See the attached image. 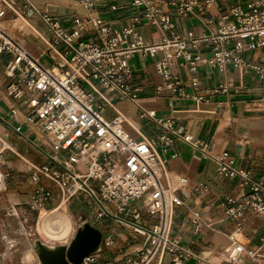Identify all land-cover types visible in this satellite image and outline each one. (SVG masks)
Returning a JSON list of instances; mask_svg holds the SVG:
<instances>
[{
	"label": "built area",
	"instance_id": "obj_1",
	"mask_svg": "<svg viewBox=\"0 0 264 264\" xmlns=\"http://www.w3.org/2000/svg\"><path fill=\"white\" fill-rule=\"evenodd\" d=\"M21 1L29 15L37 16L46 25L56 55L50 53L54 64H44L21 40L0 26V54L11 56L5 66H0V74L14 81L9 94L22 98L27 90V104L34 109L43 130L52 136L51 163L33 167L37 185L29 197L30 207L41 211L54 204V192L41 182L43 176L60 189V198L54 206L82 201L85 195L99 209V216L110 213L108 204L114 205L118 214L124 213L133 220H141L146 209L153 223L150 229L115 215L136 234L146 236L142 248L134 252L138 257L128 259L126 264H163L167 255H173L174 264L186 258H197L199 264H214L184 248L180 239L172 235L174 206L185 204L179 192L188 180L170 173L166 163L177 155L171 151L174 141L183 139L192 143V136L179 133L171 119L158 117L155 110L138 103L139 89L131 87L129 82L133 74L130 58L140 50L156 56L157 71L163 78L157 93L169 91L176 98L197 101L204 98L198 77L204 61L220 72L231 66L241 76L250 72L264 76L263 64L244 58L248 51L264 49V0H238L217 20L204 17L207 31L202 34H176L153 45L144 43L139 27L147 22L162 29H174V15L164 9L166 2L179 16L200 17L213 0H132L139 13L122 31L95 17L88 18L87 23L76 18L73 27L66 28L32 0ZM78 1L91 5L90 0ZM8 2L0 0V19L10 7ZM87 30L97 36L80 41ZM60 45L63 50L58 48ZM202 46L212 52L206 60ZM175 64L180 71L173 70ZM183 71L188 74L186 77ZM229 88L220 83L213 91L227 93ZM111 94L136 103L140 116L161 128L158 145L153 138L136 139L128 134L123 126L124 115L111 102ZM203 152L217 161L222 175L230 179L238 177L248 188L240 199L225 196L205 207L220 208L224 218L235 223L227 234L231 243L224 251L223 260L226 264H264V238L260 244H249L244 240L242 224L249 212L264 222V181L254 179L249 170L235 168L227 161V153ZM197 190L206 193L209 188L203 186ZM133 202L140 204L131 207ZM192 215L197 227L203 224L215 228V222L204 218L200 210H192ZM104 243L108 247L113 240L109 236ZM96 255L86 257L83 264H95Z\"/></svg>",
	"mask_w": 264,
	"mask_h": 264
},
{
	"label": "crops",
	"instance_id": "obj_2",
	"mask_svg": "<svg viewBox=\"0 0 264 264\" xmlns=\"http://www.w3.org/2000/svg\"><path fill=\"white\" fill-rule=\"evenodd\" d=\"M32 1L70 29L76 18L87 23L88 18L95 17L112 26L114 30L122 31L130 26L131 18L139 13L132 5V0H90L89 7L78 0ZM236 1L238 0H213L206 7L205 14L200 17L192 14L179 16L166 2L164 9L173 12L172 21L176 23L175 28L162 29L146 22L139 27V33L144 43L149 45L159 44L164 39H172L176 34L200 35L207 31L203 24L204 17L217 20ZM8 3L10 7L0 22L6 24V29L21 40L44 64L48 66L54 64L51 54L56 55L46 25L37 16L27 13L23 1L9 0ZM96 36L93 31L87 30L82 34L80 41ZM58 48L64 49L62 45ZM201 51L205 60L212 55L211 50L205 46L201 47ZM159 55L161 56L162 52ZM244 58L264 65V49L248 51ZM10 59V55L0 54V66H5ZM44 59L51 63H45ZM156 60V56L146 54L142 50L134 52L130 58L133 74L129 82L131 87L139 89L138 103L155 110L158 117L171 119L179 133L192 136V143L183 139L174 141L171 151L177 155L169 158L166 163L170 173L185 176L188 180L186 186L179 192L185 204L174 206L172 235L180 239L184 248H190L202 258L214 264H226L222 255L231 243L227 234L235 227V223L225 219L220 208L209 210L205 207L210 201L225 196L240 199L248 192V188L242 184L240 178L230 179L222 175L217 161L207 157L203 150L212 155L227 153V161L235 168L249 170L254 179L264 181V76L255 72L241 76L231 66L220 72L204 61L198 72L204 98L200 101L176 98L169 91L157 93L156 88L162 84L163 78L157 71ZM172 67L174 71H180L176 64ZM182 73L184 77L188 75L184 71ZM13 82L12 78L0 74V154L6 151L2 155L4 164L0 165V177L3 176L0 184V221L7 218L14 206L28 205L30 194L37 185L33 178V167L51 163L49 153L54 152L50 148L51 135L43 130L34 109L27 104V90L22 98H15L9 94ZM220 83L227 84L230 87L229 92L213 91ZM109 96L111 102L115 103L124 115L123 126L128 134L136 139L143 136L153 138L158 145L157 136L161 128L154 121L142 118L136 103L118 99L113 94ZM105 105L107 106V103ZM41 182L51 187L56 204L60 198L58 185L43 176ZM203 186L209 188L206 193L197 190ZM69 202L83 206L80 209L79 221L87 220L104 236L103 249L96 255L95 264H122L119 256L116 257L115 250L118 251L125 242L126 235L123 230L127 232L130 228L126 224L125 226L121 224L122 231L117 229L120 227L118 223L121 222L115 217L118 216L115 206L108 204L110 213L99 216V209L94 207L85 195L82 201ZM54 204L48 205L45 209ZM28 208L32 209L30 206ZM194 209L200 210L204 218L214 221L215 228L211 229L203 224L197 227L192 221ZM120 215L122 219L134 221L131 216L124 213ZM12 216V219L16 217ZM149 221L151 220L148 219L147 212L143 211L142 219L136 222L143 223L144 227L150 229L153 223ZM242 224L246 241L251 245L260 244L264 238V222L249 212L242 220ZM16 229L21 228L0 225V264H4L2 255L6 254L5 251L10 247L12 241L10 236H14L11 230ZM109 236L112 240L113 237L119 238L120 241L123 239V242L116 241L113 249L112 246L105 247L104 240ZM219 251H222V255L214 253ZM9 257L13 261V255ZM163 264H174L173 255H167ZM180 264H199V260L186 258Z\"/></svg>",
	"mask_w": 264,
	"mask_h": 264
},
{
	"label": "rangeland",
	"instance_id": "obj_3",
	"mask_svg": "<svg viewBox=\"0 0 264 264\" xmlns=\"http://www.w3.org/2000/svg\"><path fill=\"white\" fill-rule=\"evenodd\" d=\"M0 26L4 27L5 29L7 27L6 24H4L2 22H0ZM44 62L47 64L51 63L50 61H48L46 59H44ZM2 146H3V144H2ZM5 152L0 154V165L4 164L3 163L4 159H3L2 155H4ZM18 158L21 159L20 157H18ZM2 177H0V184H2ZM139 204H140L139 202H133L132 203V205H139ZM28 206H30V205L29 204L28 205L27 204H19V205L14 206L13 210L7 216V218L0 221V225L5 226V227L11 226L13 228H25V230L27 232L28 240L31 243V245L33 244L32 245L33 248H34V240H36V239H40L43 242L48 243V244L51 243L50 245H61L60 243L54 244V243L50 242L49 240L43 238L39 234V232L37 233V231H38L37 226H38V223L40 221L41 212L38 210L30 209V208H28ZM65 206H66V209H58V211L66 212L72 218V220L74 222V226H75V232H76V230L79 226V222H80L79 221L80 216H81L80 209L83 206L80 207V206H78L72 202L65 204ZM55 207L56 206H52V207L47 208L46 210H43V211H50V210H53ZM144 211L146 213V209H144ZM12 215L16 216L14 218L13 225L10 224V220L13 217ZM118 216L120 217L121 215L118 214ZM134 221H137V220H134ZM149 222H151V221H149ZM118 224H120V227L118 226L117 229L122 231L121 226H123V225L125 226V224H123V223H118ZM121 224H123V225H121ZM75 232H74L72 238L74 237ZM123 233H125L126 236H125V242L122 243L121 248H120V249H122V251H119L120 249H118L119 253H117L118 251L115 250V252H116L115 255H116V257L119 256L118 259L121 261L120 263L126 264V261L128 259H135L138 257L137 253H134V252L139 250L140 248H142V246L145 243L146 236L143 234H136L133 231V229H131V228L128 229L127 232H124V230H123ZM12 235H14V236H10L12 238V241L10 243V247L5 251L6 254L2 255L4 264H20V262L18 260V258L20 259V257L18 254L21 253V249L23 247L22 242L20 241V238H19V236L16 235V233H14ZM103 238H104V236H103ZM121 240L122 241H120L119 238H117V237H113V244L111 245L112 249H113V245L116 244V241H120V243H121V242H123V239H121ZM244 240L246 241V239H244ZM214 253L222 255V251L214 252ZM10 255H13V261H12V258L9 257ZM222 256L225 257V254Z\"/></svg>",
	"mask_w": 264,
	"mask_h": 264
},
{
	"label": "water",
	"instance_id": "obj_4",
	"mask_svg": "<svg viewBox=\"0 0 264 264\" xmlns=\"http://www.w3.org/2000/svg\"><path fill=\"white\" fill-rule=\"evenodd\" d=\"M103 234L87 220H81L77 232L68 245H50L34 240V248L42 264H83L84 259L102 250Z\"/></svg>",
	"mask_w": 264,
	"mask_h": 264
},
{
	"label": "bare ground",
	"instance_id": "obj_5",
	"mask_svg": "<svg viewBox=\"0 0 264 264\" xmlns=\"http://www.w3.org/2000/svg\"><path fill=\"white\" fill-rule=\"evenodd\" d=\"M65 204L66 202H63L61 205L56 206L55 209L50 211H43L46 209L41 210L42 213L40 215V221L37 226V233L39 232V234L43 238L49 240L54 244L60 243L68 245L74 238H72V236L75 232V226L72 218L66 212L58 211V209H66ZM13 223L14 218L11 221V225H13ZM11 231L13 233H16V235L19 236L20 241L22 242L23 247L21 249V253L18 254L20 257V259L18 258L20 264H42L36 250L32 246L33 244L31 245L28 240L25 228Z\"/></svg>",
	"mask_w": 264,
	"mask_h": 264
}]
</instances>
